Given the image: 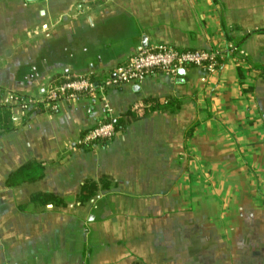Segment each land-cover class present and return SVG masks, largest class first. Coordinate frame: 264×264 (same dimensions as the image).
Returning <instances> with one entry per match:
<instances>
[{
    "label": "crops",
    "instance_id": "1",
    "mask_svg": "<svg viewBox=\"0 0 264 264\" xmlns=\"http://www.w3.org/2000/svg\"><path fill=\"white\" fill-rule=\"evenodd\" d=\"M155 44L246 66L0 117V264H264V0H0V96L100 82ZM105 119L113 139L77 145Z\"/></svg>",
    "mask_w": 264,
    "mask_h": 264
},
{
    "label": "built area",
    "instance_id": "2",
    "mask_svg": "<svg viewBox=\"0 0 264 264\" xmlns=\"http://www.w3.org/2000/svg\"><path fill=\"white\" fill-rule=\"evenodd\" d=\"M246 55L233 44L210 52L182 51L166 44H155L137 50L128 61L116 68L108 77L95 82L89 75L66 78L53 83L39 97H19L12 94L0 96V111L7 113L10 123L21 124V114L27 110H41L46 113L56 112L61 104L72 105L89 98L103 97L105 91L126 83H140L153 71H160L174 78L179 69L201 67L208 74H215L228 60L237 66H246ZM264 76V70L261 71ZM104 101V100H103ZM148 106L142 104L135 108L143 112ZM116 130L109 119L87 131L78 141L80 147H93L97 142L113 139Z\"/></svg>",
    "mask_w": 264,
    "mask_h": 264
},
{
    "label": "trees",
    "instance_id": "3",
    "mask_svg": "<svg viewBox=\"0 0 264 264\" xmlns=\"http://www.w3.org/2000/svg\"><path fill=\"white\" fill-rule=\"evenodd\" d=\"M148 106V105H147ZM147 108H149V107H147ZM7 115V113L6 112H4V111H0V117H5ZM110 122H111V120H109ZM113 125H114V127H115V130H118L119 129V126L118 125H116L115 123H112ZM35 181V179H33L32 181H30V182H34ZM86 193H87V197H91V196H93L94 195V191L92 190V189H88L87 188V190H86ZM86 197V196H85Z\"/></svg>",
    "mask_w": 264,
    "mask_h": 264
},
{
    "label": "water",
    "instance_id": "4",
    "mask_svg": "<svg viewBox=\"0 0 264 264\" xmlns=\"http://www.w3.org/2000/svg\"><path fill=\"white\" fill-rule=\"evenodd\" d=\"M177 73H183V69H179Z\"/></svg>",
    "mask_w": 264,
    "mask_h": 264
}]
</instances>
